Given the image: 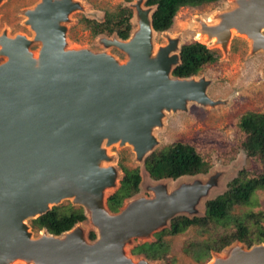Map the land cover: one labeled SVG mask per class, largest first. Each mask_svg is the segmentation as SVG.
<instances>
[{
	"label": "water",
	"instance_id": "water-1",
	"mask_svg": "<svg viewBox=\"0 0 264 264\" xmlns=\"http://www.w3.org/2000/svg\"><path fill=\"white\" fill-rule=\"evenodd\" d=\"M138 3L128 38L113 34L107 42L108 47L121 43L116 49L127 57L123 63L105 53L65 46L60 23L74 8L72 0H40L25 13V24L39 44L36 57L26 37L0 36L5 58L0 63V264H148L126 258L124 245L169 228L176 217H196V206L210 191L212 178L194 180L200 175L175 179L185 181L170 192L156 183L173 179L154 180L152 197L131 199L117 213L106 209L105 194L123 177L118 181L119 171L107 165L108 146L131 147L143 170L140 189L151 181L144 160L156 144L152 130L161 126L164 113L185 111L189 103L216 104L206 94L204 78L172 76L181 46L170 41L153 50L156 6L143 9ZM232 3L213 18L216 24L202 23L197 31L225 50L233 28L256 44L252 51H264V0ZM63 200L82 209L96 240L88 242L79 228L85 220L60 235L42 229L32 237L27 221ZM210 261L264 264V243L234 246Z\"/></svg>",
	"mask_w": 264,
	"mask_h": 264
},
{
	"label": "rangeland",
	"instance_id": "rangeland-1",
	"mask_svg": "<svg viewBox=\"0 0 264 264\" xmlns=\"http://www.w3.org/2000/svg\"><path fill=\"white\" fill-rule=\"evenodd\" d=\"M139 1L142 2V8L147 9L144 5L146 0H72L74 8L60 23L65 29V46L68 49H87L95 53H105L120 63L125 62L127 57L124 53L115 47L107 46V42L116 36L104 34L93 36L83 19L103 21L104 14L114 12L118 5L129 7L132 17L135 16L136 19L135 6L139 4ZM39 2L40 0H0V36L6 34L7 37L16 35L26 37L30 41L28 50L34 57L37 56L39 44L33 41L34 33L25 24V13ZM232 7V0H218L199 7L180 8L169 30L152 34L153 50L165 46L170 41H177L178 46L199 41L207 44L206 46L215 50L219 56L215 64L205 67L196 76V80L204 78L209 82L206 94L216 104L202 106L189 103L185 111L166 112L162 118L161 126L152 130V136L156 141L152 152L181 141L195 147L210 162L211 167L208 172L194 178L201 183L212 178L210 191L200 199L196 206L195 216L198 218L204 216L205 203L224 193L227 184L236 177L240 170L252 168V163L247 159L244 151L239 148L242 136L236 127L237 119L245 113L264 114V51H252L249 40L242 35H233L225 50H222L219 45L214 46L208 43L207 39H196V31L202 23H207L206 20L213 19L219 13L228 11ZM4 60L5 58L0 56V63ZM105 151L110 159L107 165L113 166L119 171L118 181L122 174L124 176L123 168L129 172H134L137 169L138 175H143L141 163L136 160L130 146L120 147L116 144L108 146ZM122 179L119 181L118 187L116 186L105 194V206L109 213L119 212L131 199L152 197L153 194L149 189L151 186L164 184L167 191L170 192L173 187L176 188L179 182L185 181H181V179L179 181L163 180L161 183H156L151 179L147 182V186L142 185L140 189L138 188L136 194L121 198L123 196ZM119 199H121L120 203ZM53 208H58L63 213L81 209L73 206L68 200L61 201ZM252 213H262L264 216V189L256 190L247 204L237 206L232 211L233 216ZM30 222V220L27 221L29 226ZM260 226L264 229V219L260 222ZM79 228L84 230L88 242L96 240L97 236L93 240L87 236L94 231L88 219ZM166 229H168V225L152 233L151 236L131 239L123 247L124 256L134 263L146 259L134 250L143 244L155 242L156 235ZM30 231L32 237L38 236L39 231L32 228ZM231 232H235L233 224L224 221L216 224L211 223L205 229L196 226L190 227L175 236L163 235L162 241L167 245L166 256L164 259L154 261L146 259V261L148 264H207L214 256L221 257L234 246H244L248 249L251 246L264 243L263 241L247 246L242 241L234 240L222 247L220 251H211L208 260L201 263L191 257L193 252L198 250L199 245L217 243L219 246L220 239ZM253 236L254 231L250 230L249 237ZM254 239L255 237H253Z\"/></svg>",
	"mask_w": 264,
	"mask_h": 264
},
{
	"label": "trees",
	"instance_id": "trees-1",
	"mask_svg": "<svg viewBox=\"0 0 264 264\" xmlns=\"http://www.w3.org/2000/svg\"><path fill=\"white\" fill-rule=\"evenodd\" d=\"M218 0H146V6H156L152 16V28L161 33L170 29L174 17L180 8L199 7L204 4L214 3ZM132 12L129 8L118 5L114 12H106L101 22L83 19L93 36L113 35L125 40L128 38ZM180 64L172 71L173 77L188 78L197 76L207 66L218 61L215 50L208 49L198 42L184 44L180 48ZM236 127L241 134L239 148L252 163V168L240 170L236 177L227 184L224 193L205 203V212L202 218L176 217L170 227L156 235L157 240L152 243L138 246L134 251L139 252L148 260L164 259L167 245L163 235L175 236L185 232L190 227L206 228L211 223L229 221L233 224L235 232L227 233L220 239V244L199 245L192 258L201 263L208 260L211 251H220L222 247L234 240L242 241L247 246L264 241V229L260 222L264 219L262 213L244 214L233 216L232 211L237 206H243L250 200L251 195L258 189H264V114L245 113L236 121ZM211 167L205 159L189 143L177 141L166 145L160 150L152 152L144 160V168L152 180L177 179L182 176L206 174ZM123 168V167H122ZM122 179L123 196L130 197L136 194L140 182L137 169L129 172L123 168ZM121 199H119L120 203ZM118 203V204H119ZM114 210V209H112ZM85 220L81 209L62 212L53 208L46 214L32 220L30 227L37 231L45 229L49 234L60 235L71 229L76 223ZM254 231L255 239L249 237V231ZM95 235L90 232L89 239Z\"/></svg>",
	"mask_w": 264,
	"mask_h": 264
},
{
	"label": "bare ground",
	"instance_id": "bare-ground-1",
	"mask_svg": "<svg viewBox=\"0 0 264 264\" xmlns=\"http://www.w3.org/2000/svg\"><path fill=\"white\" fill-rule=\"evenodd\" d=\"M244 1H245V3H250L251 0H244ZM206 22H207V24H211V25L217 23V22L215 23L213 19H208V20H206ZM137 30H138V29H137ZM229 31H230V34H231L232 36H233V35H239V34L237 33V31H236L235 29H233V28H230ZM201 35H202V37L199 38ZM204 37H205V35L200 34L199 31H196V39H198V40H202V39H204ZM8 38H11V37H8ZM210 42H211V43H212V42H215V38H212V40H211ZM253 42H256V41H253ZM249 43H250V45H251L253 48H254V45H256L255 43H252V42H250V41H249ZM114 47H115V48H118V49H121V43L118 42L116 45L114 44ZM23 263H24V262H23ZM209 264H211V261L209 262Z\"/></svg>",
	"mask_w": 264,
	"mask_h": 264
},
{
	"label": "flooded vegetation",
	"instance_id": "flooded-vegetation-1",
	"mask_svg": "<svg viewBox=\"0 0 264 264\" xmlns=\"http://www.w3.org/2000/svg\"><path fill=\"white\" fill-rule=\"evenodd\" d=\"M138 255H142V254H140L139 252H138ZM143 256V255H142Z\"/></svg>",
	"mask_w": 264,
	"mask_h": 264
}]
</instances>
